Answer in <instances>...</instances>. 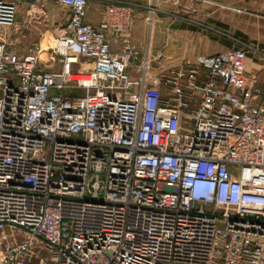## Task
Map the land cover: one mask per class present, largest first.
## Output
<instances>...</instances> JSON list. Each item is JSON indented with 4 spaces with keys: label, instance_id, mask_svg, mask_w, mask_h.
<instances>
[{
    "label": "built area",
    "instance_id": "1",
    "mask_svg": "<svg viewBox=\"0 0 264 264\" xmlns=\"http://www.w3.org/2000/svg\"><path fill=\"white\" fill-rule=\"evenodd\" d=\"M51 1L0 0V28L17 36L19 9ZM55 2L69 16L47 62L0 38V264H28L33 240L48 264H264V104L246 71L263 51L236 41L150 75L133 3L93 27L87 0Z\"/></svg>",
    "mask_w": 264,
    "mask_h": 264
},
{
    "label": "rangeland",
    "instance_id": "2",
    "mask_svg": "<svg viewBox=\"0 0 264 264\" xmlns=\"http://www.w3.org/2000/svg\"><path fill=\"white\" fill-rule=\"evenodd\" d=\"M108 2L109 0H87V8L89 12L93 10L97 12L103 10ZM144 2L138 3L145 6L144 14L148 24L149 39L151 38L154 44L179 27L186 42L204 36L212 41L209 43L212 46H216L214 41L220 40L225 43V47L232 48L237 41L256 47L264 53V0H206V2L146 0ZM68 16V10L58 6L55 0L45 5L27 6L22 8L17 16L19 27L17 36H12L8 29L0 28V38L10 37L14 45L23 53L36 49L39 59L45 63L54 47L58 31L64 26ZM253 60L264 66V61L253 59L250 54L246 64ZM186 63L188 62L174 61V58L164 59L161 55L155 59L151 57L149 72L150 75H155L176 70ZM51 70L58 71L59 66L54 65ZM75 93L83 94L79 90ZM15 234L17 241L25 240L24 234ZM32 249L34 252L29 255L28 264H48V253L40 242L33 240Z\"/></svg>",
    "mask_w": 264,
    "mask_h": 264
},
{
    "label": "crops",
    "instance_id": "3",
    "mask_svg": "<svg viewBox=\"0 0 264 264\" xmlns=\"http://www.w3.org/2000/svg\"><path fill=\"white\" fill-rule=\"evenodd\" d=\"M115 1L117 0H109L108 3ZM122 1L131 2L136 6V8L133 10L132 25L127 31L126 36L128 37L129 42L139 50L141 60L146 59V57L148 58V60H150L151 57L155 59L161 55L162 57H164V59L172 60L174 58V61L189 62L194 61V59L198 56L213 55L218 52L224 51L225 49H229L225 47V43L220 40L213 42L216 43V46L210 45L209 43H212V41L204 36L192 38L189 42H186L182 37V31L179 27L177 29H173L170 34L164 35L161 39L158 40L157 44H154L151 42V38L149 39V31L147 28L148 24L145 21L144 14L145 6L144 4L141 5L138 3L139 1L141 3H145L144 1L146 0ZM22 8L19 9L18 15L20 14V10ZM104 10L105 7L103 8V10L101 9L97 12L95 10L89 12L87 8L85 23L93 27H98L104 17ZM218 27L220 28V26ZM109 38L111 39V52L119 53L122 48V42L120 40L121 38H117L114 36H109ZM10 42L13 43V41L11 40ZM17 50L20 54H25L21 52L18 48ZM155 54H157L156 57ZM152 70L155 71L154 69ZM246 71L248 74L254 76L257 79L258 87L262 94V96L258 100V103L264 104V66H261L259 63L253 60L250 63L246 64Z\"/></svg>",
    "mask_w": 264,
    "mask_h": 264
},
{
    "label": "bare ground",
    "instance_id": "4",
    "mask_svg": "<svg viewBox=\"0 0 264 264\" xmlns=\"http://www.w3.org/2000/svg\"><path fill=\"white\" fill-rule=\"evenodd\" d=\"M81 79L85 80V79H88L87 76H82Z\"/></svg>",
    "mask_w": 264,
    "mask_h": 264
}]
</instances>
